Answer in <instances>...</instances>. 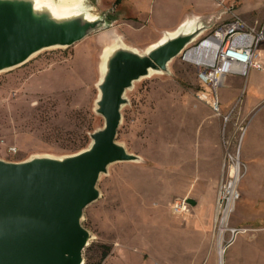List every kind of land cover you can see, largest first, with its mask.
I'll return each mask as SVG.
<instances>
[{
	"label": "rangeland",
	"instance_id": "374dc122",
	"mask_svg": "<svg viewBox=\"0 0 264 264\" xmlns=\"http://www.w3.org/2000/svg\"><path fill=\"white\" fill-rule=\"evenodd\" d=\"M84 2L90 18L105 17L115 27L39 49L0 71V159L64 157L90 146L105 123L97 111L101 52L116 35L119 44L144 50L196 13L192 28L203 32L189 46L234 13L264 25V0ZM183 51L124 93L115 139L136 156L110 161L96 181L99 196L80 218L92 234L84 264H219V245H226L224 264H264V69L228 73L217 111L199 96L206 89L199 66ZM257 51L264 62V39ZM230 153L240 155L245 176L229 224L252 229L228 244L230 232L221 238L215 225V207ZM177 198H186L189 210L178 211ZM202 201L213 210L197 207Z\"/></svg>",
	"mask_w": 264,
	"mask_h": 264
},
{
	"label": "water",
	"instance_id": "95a60500",
	"mask_svg": "<svg viewBox=\"0 0 264 264\" xmlns=\"http://www.w3.org/2000/svg\"><path fill=\"white\" fill-rule=\"evenodd\" d=\"M36 1H19L12 10L11 3L0 1V67L26 61L41 45L67 46L111 24L102 16L90 18L82 9L66 15L62 26L45 19L38 24L31 15ZM202 32L203 26L181 29L146 52L118 43L102 64L97 111L105 123L92 133L89 147L64 157L0 159V264L81 263L90 231L80 218L84 207L99 196L95 185L100 173L112 160L136 156L115 139L126 89L148 67L165 68Z\"/></svg>",
	"mask_w": 264,
	"mask_h": 264
},
{
	"label": "built area",
	"instance_id": "2783aa9c",
	"mask_svg": "<svg viewBox=\"0 0 264 264\" xmlns=\"http://www.w3.org/2000/svg\"><path fill=\"white\" fill-rule=\"evenodd\" d=\"M212 40L207 45L202 62L190 59L188 52L201 45L206 40ZM264 39L263 24H249L241 16L234 13L232 17L203 36L199 43L191 45L183 51V58L199 66V77L206 89L199 93L213 109L220 110L218 87L228 73L247 74L251 66L264 69V62L258 56V46ZM238 65H243L238 66ZM229 160L224 162L226 174L221 178L215 207V225L221 238L226 231L230 232L228 244L232 243L237 234L252 229L245 225H230V214L235 202L241 196L239 181L243 175V161L239 154H229ZM186 198H177L174 207L178 211L189 210ZM226 245L224 246V250ZM157 264V263H156Z\"/></svg>",
	"mask_w": 264,
	"mask_h": 264
},
{
	"label": "bare ground",
	"instance_id": "6f19581e",
	"mask_svg": "<svg viewBox=\"0 0 264 264\" xmlns=\"http://www.w3.org/2000/svg\"><path fill=\"white\" fill-rule=\"evenodd\" d=\"M0 1H6V2L11 3L10 5H12L11 6V10H12L13 8H15V6H16L15 4L17 2L23 1V0H0ZM88 8L89 7L84 2V0H37L36 2H34V5L32 6V14L31 15H32V20L38 24H40V22L45 19L51 25L62 26L64 24H66V21H67L66 15H68L71 12L78 11L79 9H82V10L84 9V10H86V12L88 14L93 15V13L91 11H88L89 10ZM195 22L196 21L193 18H188V19L182 21L179 24V26H177L176 28L167 31L157 41H155L153 43H149L144 50L138 49L137 47L135 50H137L139 52H146L149 47L157 45L158 43H160L162 41H165L168 37L177 36L178 34H180L181 29L182 30H191L193 25L195 24ZM117 36L118 35L115 36L114 40H111L110 42L106 43L102 49V52H101L102 60L100 62V64H101L100 65L101 75L103 73L102 64L104 62L105 57L110 52H112V50H114V48H116L118 46L119 36L118 37ZM210 41H212V40L208 39V40L204 41L198 47L191 49L188 52V56L190 57V59H198L199 62H202V60H201L202 55L204 53H206L205 51H206L207 45L210 43ZM191 42L189 41L185 46L186 47L189 46L191 44ZM50 46H52V47L53 46H61V44L53 43V44H48V45L47 44L41 45V46L35 48L34 50H32L29 57H31L39 49L50 47ZM11 66H14V65H10V64L3 65L2 67H0V71L5 69V68L11 67ZM238 66L243 67V65H238ZM160 71L161 70H159L156 67H152V66L148 67V69L144 73H142L138 77L134 78V80L132 82L134 83L135 80H138L142 77L150 76L151 74H153L155 72H160ZM91 237H92V235L89 232L88 236L86 237V243H88V241ZM223 253H224V247L222 245H219V264H224ZM82 263H83V258H82V261L80 264H82Z\"/></svg>",
	"mask_w": 264,
	"mask_h": 264
},
{
	"label": "crops",
	"instance_id": "0c3cea01",
	"mask_svg": "<svg viewBox=\"0 0 264 264\" xmlns=\"http://www.w3.org/2000/svg\"><path fill=\"white\" fill-rule=\"evenodd\" d=\"M199 15V13H196V14H193V15H190V16H188V17H185L183 20H181L175 27H172V28H166L165 30H163L155 39H153V41H151L150 43H153V42H155V41H157L162 35H164L165 34V32H167V31H169V30H172V29H174V28H176L177 26H179V24L182 22V21H184V20H186V19H188V18H193V17H197ZM115 20H117V18H115ZM115 24H116V22L115 21H112V23H111V27H115ZM132 46V45H131ZM132 47H135V46H132ZM259 59H260V57H259V54H258V56H257ZM261 60V59H260ZM244 176H245V174L243 175V177H242V181H243V178H244ZM197 207L198 206H202L203 207V210L205 209V210H213V207H212V203L209 205V203L208 202H205V201H202V202H197Z\"/></svg>",
	"mask_w": 264,
	"mask_h": 264
}]
</instances>
